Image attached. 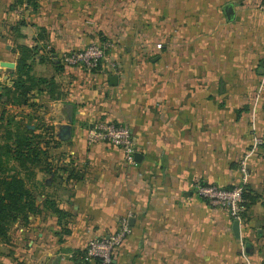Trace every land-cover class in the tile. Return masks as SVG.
Returning a JSON list of instances; mask_svg holds the SVG:
<instances>
[{
	"label": "crops",
	"instance_id": "0c3cea01",
	"mask_svg": "<svg viewBox=\"0 0 264 264\" xmlns=\"http://www.w3.org/2000/svg\"><path fill=\"white\" fill-rule=\"evenodd\" d=\"M20 1L32 6L20 9L23 24L0 56L16 65L0 79L11 85L14 47L33 49L32 73L52 83L19 109L50 140L58 172L34 179L39 211L18 221V253L30 264H87L74 253L115 232L122 217L133 218L132 232L114 264H147L136 257L152 225L161 227L165 249L176 248V232L193 241L202 223L198 182L226 187L234 160L244 152L259 159L247 148L250 129L264 125V96L255 94H264L262 0ZM98 41L114 47L96 70L56 59ZM99 119L130 128L140 161L128 163L116 145L88 144Z\"/></svg>",
	"mask_w": 264,
	"mask_h": 264
},
{
	"label": "rangeland",
	"instance_id": "374dc122",
	"mask_svg": "<svg viewBox=\"0 0 264 264\" xmlns=\"http://www.w3.org/2000/svg\"><path fill=\"white\" fill-rule=\"evenodd\" d=\"M16 1L0 0V56L2 57L7 53L6 45L14 44V27L20 21H23V18L18 16L23 13L20 9H30L32 6V3L26 4L24 1L18 4ZM9 49H11V46ZM4 69L6 68L4 67L0 71V77L4 73ZM1 82L2 84L7 83L4 79ZM0 91H2V86H0ZM257 92L255 91L256 97L264 96L261 91ZM260 109V113L264 114V106H261ZM7 111L9 114L7 112L2 114L0 111V144L10 141L11 134L21 127L35 130L37 133L40 132L41 127H36V122L33 123L32 120L23 117L24 110L7 107ZM253 127L254 125L252 124L251 128ZM262 130H264V125L262 128L250 129V134L253 136L250 138L247 148L259 159L264 158V136L259 135ZM45 141L43 139V141H40L41 143L39 142V145L47 151L43 155L44 167H46L47 161H51L52 156L49 150L50 143L48 141L45 143ZM244 158L249 161V175L247 177L240 170V163ZM6 159L7 155H3V160ZM259 159H257L255 164L250 153L244 152L241 157L234 160L231 169L234 178L224 184V186H241L243 189L249 187L246 210L242 213L240 219V237H236L233 230V222L236 219L232 218L225 209L212 206L201 196L202 223L200 232L193 237V241L191 235L185 234L184 236L176 232L172 235L173 245L176 248L165 249V235L162 233L161 227L152 225L151 231L153 234H144L148 245L143 247V250L136 258H142L147 264H151L150 260H155L154 264H168L167 260L170 258H175L173 260L174 264H264V162H260ZM5 165L6 167L4 166V168H8L6 173L18 172L21 176L27 177L29 187L35 191L34 178L37 175L35 177L30 173V176L26 175L19 163L12 158ZM39 171L41 170L37 169V174ZM41 172L45 174V180L48 174H46L45 170ZM18 224L19 222H14L10 225L8 240H0V264H30L28 259L26 260L24 255L19 254L16 249L18 244L14 241V232L18 230ZM16 241L19 242L17 239ZM125 241L121 246L124 245ZM248 241L252 243L249 248L246 245ZM116 252L113 255L114 257ZM176 258L178 259L176 260ZM72 259L75 258L73 257ZM91 263L94 264V262Z\"/></svg>",
	"mask_w": 264,
	"mask_h": 264
},
{
	"label": "trees",
	"instance_id": "16d2710c",
	"mask_svg": "<svg viewBox=\"0 0 264 264\" xmlns=\"http://www.w3.org/2000/svg\"><path fill=\"white\" fill-rule=\"evenodd\" d=\"M16 3L20 4L21 1L17 0ZM20 23L23 24V21H20ZM16 27H14V30ZM16 48H19L20 56L15 71L11 73V85L8 83L2 84L0 79V86H2V91H0V111L2 114L8 113L7 107L19 108L24 105H34L31 100L33 92L42 90V84L51 86L52 83L50 79L37 77L32 73V65L29 62L34 53L32 48L19 45L13 48V51H16ZM56 59L60 64L61 61L58 57ZM36 127L40 126L36 125ZM43 139L46 140L45 143L47 141L50 143V140L44 138L41 133L21 127L11 134L10 141L0 144V240L6 241L9 239V227L12 223L18 221L27 223L29 215L39 211L35 193L28 185V178L21 176L18 172L6 173L8 168H4V166L6 167L5 163L12 158L19 163L26 175L30 173L34 177L37 175V169L45 170L46 174L58 172L53 170V167H50V161L46 162V167L43 165V155L47 153L46 149L39 145V142L43 141ZM3 155H7L6 160H3ZM226 188H233V186H226ZM248 192L249 187H245V207L247 206ZM51 202L48 203L49 206L56 213L61 214V209L56 206V203ZM85 252L86 249L76 251L73 257L75 260H81L87 264L91 262H94V264L98 263L99 259L85 261Z\"/></svg>",
	"mask_w": 264,
	"mask_h": 264
},
{
	"label": "built area",
	"instance_id": "2783aa9c",
	"mask_svg": "<svg viewBox=\"0 0 264 264\" xmlns=\"http://www.w3.org/2000/svg\"><path fill=\"white\" fill-rule=\"evenodd\" d=\"M262 6L264 8V0H262ZM113 47L114 42L112 41L92 42L82 49L62 53L58 59L66 66H83L90 70L98 69L104 61H109L110 49ZM112 66L116 65L112 64ZM86 140L90 145L106 143L119 146L128 163L133 164L136 161L137 148L133 134L127 125L99 119L88 130ZM248 168L249 161L244 158L240 163V170L245 177L249 175ZM196 192L212 206L228 211L234 219L240 220L246 209V198L241 186L226 188L217 184L198 182ZM130 233V219L129 217H122L119 220V228L115 232L89 240L84 260L99 259L97 264H112L114 253L121 247Z\"/></svg>",
	"mask_w": 264,
	"mask_h": 264
},
{
	"label": "water",
	"instance_id": "95a60500",
	"mask_svg": "<svg viewBox=\"0 0 264 264\" xmlns=\"http://www.w3.org/2000/svg\"><path fill=\"white\" fill-rule=\"evenodd\" d=\"M225 10H226L227 16L229 18H232L234 16V7L231 4L227 5L225 7ZM15 65L16 64L14 62H12V61L0 60V68H2V67H5V68H14ZM110 81H111L112 84H116L117 81H118V76L117 75L111 76L110 77ZM141 156L142 155L139 152H137L136 153V157H135L136 158V161H140V157ZM131 221L132 222H130V224L132 225L133 224V218L131 219ZM233 230H234V233H235L236 237H240V235H241V233H240L241 227H240V220L239 219L234 220V222H233ZM246 245H247V248H249V247L252 246V243L248 241L246 243ZM114 263H115V260L113 261L112 264H114Z\"/></svg>",
	"mask_w": 264,
	"mask_h": 264
}]
</instances>
